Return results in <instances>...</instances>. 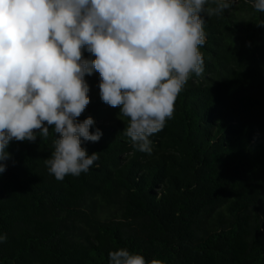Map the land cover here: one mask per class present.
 I'll list each match as a JSON object with an SVG mask.
<instances>
[{"label": "trees", "instance_id": "trees-1", "mask_svg": "<svg viewBox=\"0 0 264 264\" xmlns=\"http://www.w3.org/2000/svg\"><path fill=\"white\" fill-rule=\"evenodd\" d=\"M233 0L205 16L201 76L190 75L151 154L85 75L99 159L57 181L44 161L59 134L11 141L0 173V264H109L127 248L165 264H264V13ZM83 57L92 60L86 49Z\"/></svg>", "mask_w": 264, "mask_h": 264}, {"label": "clouds", "instance_id": "clouds-1", "mask_svg": "<svg viewBox=\"0 0 264 264\" xmlns=\"http://www.w3.org/2000/svg\"><path fill=\"white\" fill-rule=\"evenodd\" d=\"M233 0H0V173L13 140L58 135L44 161L57 181L87 173L98 161L84 141L98 142L94 119L78 117L90 99L85 75L99 73L101 100L128 118L124 135L151 154L153 134L173 117L191 74L201 76L205 16ZM264 13V0H253ZM257 26H264V21ZM86 49L94 59L83 57ZM7 240L0 234V243ZM109 264H165L120 248Z\"/></svg>", "mask_w": 264, "mask_h": 264}]
</instances>
